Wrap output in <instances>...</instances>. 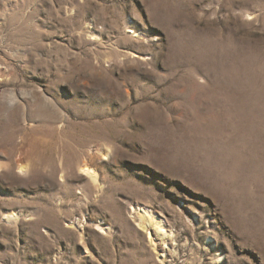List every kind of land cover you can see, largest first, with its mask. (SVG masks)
I'll return each mask as SVG.
<instances>
[{
  "label": "rangeland",
  "instance_id": "obj_1",
  "mask_svg": "<svg viewBox=\"0 0 264 264\" xmlns=\"http://www.w3.org/2000/svg\"><path fill=\"white\" fill-rule=\"evenodd\" d=\"M0 264H264V0H0Z\"/></svg>",
  "mask_w": 264,
  "mask_h": 264
},
{
  "label": "bare ground",
  "instance_id": "obj_2",
  "mask_svg": "<svg viewBox=\"0 0 264 264\" xmlns=\"http://www.w3.org/2000/svg\"><path fill=\"white\" fill-rule=\"evenodd\" d=\"M85 173H87L89 176H90V178L92 179V180H95L96 179V176H95V173L92 171V170H90L89 168L88 169H86L85 170ZM143 219H147L148 221H149V224L152 226V227H154L155 228V230H156V232H157V234L160 236V237H162V238H165L166 237V232L164 231V227H163V224H162V222H160V221H156L152 216H146V215H143V217H142ZM146 220V221H147Z\"/></svg>",
  "mask_w": 264,
  "mask_h": 264
}]
</instances>
